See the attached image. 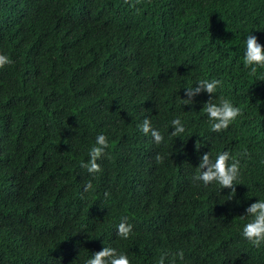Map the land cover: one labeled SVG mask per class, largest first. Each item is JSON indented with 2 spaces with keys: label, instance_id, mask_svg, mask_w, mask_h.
Masks as SVG:
<instances>
[{
  "label": "trees",
  "instance_id": "trees-1",
  "mask_svg": "<svg viewBox=\"0 0 264 264\" xmlns=\"http://www.w3.org/2000/svg\"><path fill=\"white\" fill-rule=\"evenodd\" d=\"M250 33L264 45V0H0V53L13 61L0 69V264H85L104 246L131 264L165 253V264H264L240 217L264 199V69L244 67ZM203 79L223 87L184 105ZM220 96L243 115L216 133L203 107ZM145 117L164 142L142 133ZM177 117L186 131L173 137ZM99 134L109 147L90 174L80 165ZM209 151L241 159L235 193L193 181Z\"/></svg>",
  "mask_w": 264,
  "mask_h": 264
},
{
  "label": "clouds",
  "instance_id": "clouds-1",
  "mask_svg": "<svg viewBox=\"0 0 264 264\" xmlns=\"http://www.w3.org/2000/svg\"><path fill=\"white\" fill-rule=\"evenodd\" d=\"M138 2V0H137ZM135 7L133 3L130 5ZM13 61L5 54L0 53V69L10 65ZM244 67L249 69V76L256 77L258 69H264V45L258 42V38L251 33L246 38V49L243 57ZM196 87L185 88L187 99H181L184 105L193 104V98L206 92L210 97L217 93L218 88L223 87L222 79H203L198 81ZM203 111L207 114L211 124V130L219 133L227 130L239 117L243 115L242 107L234 106L232 101L224 96H220L217 102L214 99H209L203 107ZM173 131L170 133L173 137H180L186 131L184 122L179 118H175L171 122ZM140 130L144 135H151L154 142L159 145L164 142L163 134L152 126L150 118L145 117L142 124L139 125ZM109 147L108 137L104 134H99L96 137L95 144L89 150V157L87 163L81 162V167L86 169L90 174L102 172L101 165L97 162L106 156V149ZM199 150L200 146H196ZM247 151L240 154V156H247ZM155 160L158 164L163 163L164 156L157 154ZM200 170L197 175L193 176V181L202 182L203 186L207 188L209 185L217 184L221 189H231V193L236 192V185L242 184L241 180V159L237 156L231 155L228 151L218 153L215 158H212L211 152H206L200 158L198 165ZM91 181H86L81 199L85 198V193L93 189ZM105 197L109 196L105 192ZM232 198V197H231ZM230 198V199H231ZM246 215L240 216L241 219L250 217L251 219L244 225L242 229V236L251 245L257 249L264 246V199H258L257 202L252 203L245 209ZM133 226L124 218L119 223L116 235L124 240L129 239L132 235ZM167 253L162 255L158 264H165ZM177 256L183 260L184 253L181 250ZM85 264H131L129 257L122 252H118L116 248L104 246L102 250L92 254V257L85 261Z\"/></svg>",
  "mask_w": 264,
  "mask_h": 264
}]
</instances>
